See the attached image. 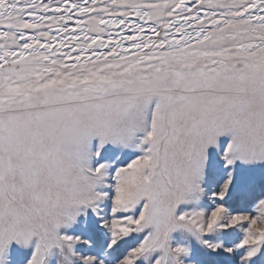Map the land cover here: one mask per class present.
Returning <instances> with one entry per match:
<instances>
[{"label": "rangeland", "instance_id": "1", "mask_svg": "<svg viewBox=\"0 0 264 264\" xmlns=\"http://www.w3.org/2000/svg\"><path fill=\"white\" fill-rule=\"evenodd\" d=\"M0 264H264V0H0Z\"/></svg>", "mask_w": 264, "mask_h": 264}]
</instances>
